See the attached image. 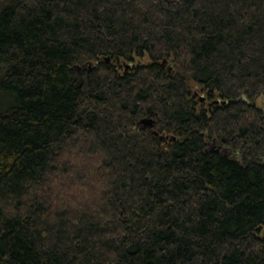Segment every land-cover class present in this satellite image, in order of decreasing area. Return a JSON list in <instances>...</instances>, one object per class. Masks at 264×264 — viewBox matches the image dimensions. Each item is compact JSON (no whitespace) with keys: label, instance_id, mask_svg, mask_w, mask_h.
<instances>
[{"label":"trees","instance_id":"trees-1","mask_svg":"<svg viewBox=\"0 0 264 264\" xmlns=\"http://www.w3.org/2000/svg\"><path fill=\"white\" fill-rule=\"evenodd\" d=\"M261 97L264 0H0V264H264Z\"/></svg>","mask_w":264,"mask_h":264},{"label":"rangeland","instance_id":"rangeland-1","mask_svg":"<svg viewBox=\"0 0 264 264\" xmlns=\"http://www.w3.org/2000/svg\"><path fill=\"white\" fill-rule=\"evenodd\" d=\"M137 61L138 62H146L147 60L146 59H137ZM194 87H196V86H194ZM196 89H197V87H196ZM198 90V89H197ZM200 90H198V95L199 96H203L202 95V93L200 92ZM257 103H258V105L260 106V107H262V108H264V98L263 97H261L258 101H257Z\"/></svg>","mask_w":264,"mask_h":264}]
</instances>
